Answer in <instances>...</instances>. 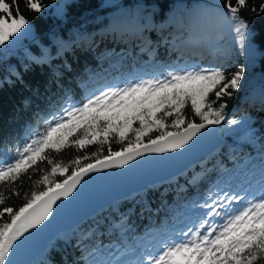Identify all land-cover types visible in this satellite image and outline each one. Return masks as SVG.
Listing matches in <instances>:
<instances>
[{
    "label": "trees",
    "instance_id": "trees-1",
    "mask_svg": "<svg viewBox=\"0 0 264 264\" xmlns=\"http://www.w3.org/2000/svg\"><path fill=\"white\" fill-rule=\"evenodd\" d=\"M41 2L42 11L37 13L19 0L29 24L0 46V159H13L16 148L44 134L53 117L72 103L117 83L164 73L170 66L212 61L234 72L246 65L256 82L236 90L231 99L224 98L228 118L239 122L222 123L223 145L206 160L86 218L69 233L58 235L32 264H64L62 257L68 264H97L95 251L109 256L111 249H138L157 232L203 217L199 205L214 190L239 193L264 179V16L242 13L250 29L241 50L234 22L222 13V0ZM185 115L192 118L190 107ZM119 146L112 141L113 150ZM94 150L95 146L66 148L49 155L57 163L69 164L70 175L75 156ZM38 166L50 170L47 163L38 161ZM36 167L11 185L20 195L4 206L18 208L26 201L25 193L30 196L43 189L34 184L44 174ZM4 222L7 216L0 218Z\"/></svg>",
    "mask_w": 264,
    "mask_h": 264
},
{
    "label": "snow or ice",
    "instance_id": "snow-or-ice-1",
    "mask_svg": "<svg viewBox=\"0 0 264 264\" xmlns=\"http://www.w3.org/2000/svg\"><path fill=\"white\" fill-rule=\"evenodd\" d=\"M25 7L39 13L43 5L41 0H25ZM245 11L264 16V0L258 4L254 0H222V13L234 22L241 50L250 29L248 19L242 15ZM28 24L19 0H0V46ZM244 75V65L229 72L223 64L212 61L170 66V70L153 78L108 86L62 109L63 114L53 117L44 134L16 148L13 159H0V183L4 185L0 190V218L8 217V222L0 223V264H14L10 256L17 241L49 221L57 201L71 197L90 174L124 167L145 153L182 149L209 127L236 125L237 119L228 118L224 98L234 96ZM189 107L192 118L185 115ZM113 140L120 145L117 150L112 148ZM90 146H95L90 155H77L71 161L70 175H66L69 164L57 163L49 155ZM38 161L47 163L50 170L40 169ZM33 166H37L35 171H44L34 182L43 189L32 191L30 196L25 193L26 201L18 208L4 206L6 200L20 195L19 188L11 185ZM57 175L66 178L57 180ZM245 199L240 193L214 190L199 205L203 218L177 242L166 244L155 256L149 255L146 264L264 262V194L253 197L242 208L235 207ZM62 260L68 264L66 257Z\"/></svg>",
    "mask_w": 264,
    "mask_h": 264
},
{
    "label": "water",
    "instance_id": "water-1",
    "mask_svg": "<svg viewBox=\"0 0 264 264\" xmlns=\"http://www.w3.org/2000/svg\"><path fill=\"white\" fill-rule=\"evenodd\" d=\"M220 130L221 125L209 127L182 149L145 153L124 167L102 169L85 177L71 197L57 201L49 221L17 241L10 259L14 264H31L62 232L118 199L179 175L222 145Z\"/></svg>",
    "mask_w": 264,
    "mask_h": 264
},
{
    "label": "rangeland",
    "instance_id": "rangeland-1",
    "mask_svg": "<svg viewBox=\"0 0 264 264\" xmlns=\"http://www.w3.org/2000/svg\"><path fill=\"white\" fill-rule=\"evenodd\" d=\"M209 44L212 45L213 44V40L212 41H209ZM245 66V75L244 77L242 78L241 80V89H244L246 87H250V84L252 83H255L256 80L254 79H251L249 76H250V69L246 66ZM156 75L154 76H151V77H147V78H144V79H149V78H153L155 77ZM124 83V82H123ZM119 84H122V83H117L116 85H119ZM263 180H259L257 181V183L254 184V186H256V188L254 190H249L247 191L245 194H243V192H239L242 196H245L246 194H250L251 197L254 196L255 192L257 191V189L259 188H263L264 186L263 185ZM249 198V197H248ZM248 198H246L243 202H241L239 205H236L235 207L236 208H242L244 206V202L245 204L248 203ZM198 219V218H196ZM202 219V215L199 217V221ZM198 223V222H197ZM197 223H195L193 226H190V227H183L181 229H172V230H168L164 233H156L155 236L153 237H150V239L148 240V242L145 244L147 245V248L149 249H154L155 245L158 247L159 244L161 243L162 240H164L165 238H171L172 239H181L182 238V233L188 231L189 228L191 227H194ZM217 223H221V221L217 220ZM155 243V244H154ZM146 250H142V251H138V250H131L129 252H119V253H112L111 256H107L105 258L101 257L100 253L97 254L100 255V259H99V262L101 260H105V262H107L106 264H109L110 261H114V260H117L118 261V264H120L121 260L123 258H132L134 256H143L144 253H145Z\"/></svg>",
    "mask_w": 264,
    "mask_h": 264
}]
</instances>
